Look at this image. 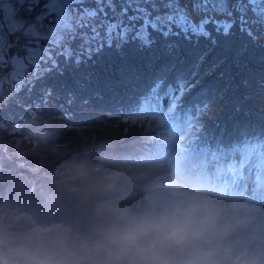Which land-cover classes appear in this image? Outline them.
<instances>
[{
    "label": "rangeland",
    "instance_id": "374dc122",
    "mask_svg": "<svg viewBox=\"0 0 264 264\" xmlns=\"http://www.w3.org/2000/svg\"><path fill=\"white\" fill-rule=\"evenodd\" d=\"M89 3L91 4V0ZM181 3H188L189 7L191 6L190 0H181ZM209 28L211 29V26ZM256 31L259 33L256 40H249L238 28H234L227 36L212 31L211 36L207 38L193 37L187 40L172 37L170 43H175L176 48L171 54L164 39L153 32L155 42L151 47L141 49L138 42L132 41L125 44L123 48L131 54L145 56L152 53V58L156 60L154 69L165 68L156 77L164 75L165 70L169 71L170 66H178L175 71L181 75L173 76L174 79L170 77L168 83L175 84L180 80L179 78L175 80V78L185 74L181 80L183 79L190 85L185 95L192 89H197L196 91L206 89L207 92L195 97H183L186 105H193L192 102H195L194 105H199L202 101H204L203 104H207L208 91H213V104L205 113L212 116L209 118L210 122H206L212 126L218 116L215 105L220 95L218 89L225 85L230 72L235 69L237 74L247 75L246 70H249L253 64L252 59L257 62L255 65H258V48H260L259 51L264 52V30L257 28ZM80 43V40L74 41L73 49H78ZM129 44L133 46L132 49L128 48ZM116 50L119 49L105 47L102 52L93 54L90 59L85 57L79 64L73 60L71 63L73 67L70 66L68 69L82 68L84 71H82L80 80L95 76V73L101 72L96 66L97 58L111 57L110 55ZM240 54L246 57H236ZM209 59L212 60L209 61ZM249 59L251 62H248ZM68 63L61 57L58 71L63 69L68 71L65 69ZM263 66L264 63L259 64V67ZM255 77V79H249L246 84L253 88L255 93L252 96L261 92L259 96L264 99V89L261 88L264 79L257 73ZM153 81L154 79L148 81L147 86L152 85ZM41 83L40 80L36 81L31 91L27 87L22 88L19 93L0 106V124L3 125L0 129V163L4 165V176L9 175L6 179L10 181L14 178V181H17L24 190L32 194L37 192L47 195L55 191L57 186L62 185L65 193L72 196V200L82 201L84 199L91 202L86 199L89 194L83 183L94 182L92 179L96 176L111 171L113 172L111 176L119 175L117 179L123 180L127 189L123 197H115L111 202L105 201L96 205V212L86 218L82 215L81 217L76 216L77 220L83 218L84 222L72 228L65 225L33 226L29 221L32 214L10 210L4 203H1L0 248L7 250L17 247L40 249L57 255L79 258V264H95L94 245L98 238L97 230L102 225L111 222L113 217H110V214L113 208L125 207L130 212H140L161 196L164 184L177 182L191 185L177 178L179 161L188 147L183 137L177 135L171 128L158 124L157 118L152 113H140L139 111L126 113L124 108L111 109V101L117 99L104 100L102 95L96 97L97 93L93 89L84 90L86 85L76 86V91L70 98L66 96L68 99L65 102L60 99L62 91L57 87L43 83L42 86H47V89L38 90V85ZM144 86L145 82L135 81L118 85L117 88H132V93H135ZM83 91L84 105L98 102L99 106L106 109V111H86L94 116L95 124L71 123L66 120L69 117L68 107L71 111L80 112L79 109L74 110L75 106L70 103H74L79 93L82 94ZM237 102L238 105H242L239 99ZM164 106L166 109L167 100L164 101ZM243 110L245 109L241 108L238 111ZM8 113L13 115L5 116ZM248 114L257 118L258 115L264 117V112L260 110ZM248 121L241 125L247 123L253 127L264 125V118L248 119ZM48 132L54 133L56 137L47 134L45 138ZM146 147L149 150L159 149L163 158L157 163L145 165L138 162V160H143V157H138L136 153H125L135 148ZM95 149L96 151L92 152ZM104 152H107V156L105 160H102ZM165 152L168 154L166 159H164ZM241 152L245 154L242 149ZM115 154L124 156L121 161H114L118 164L117 166L109 163L108 159ZM243 157L245 160L242 162L236 158L215 160L209 158L214 162L209 161L203 171L194 176L206 178L208 175L210 181L205 179L208 184L206 188L222 196L227 214L235 215L246 221L236 233V238L239 241L248 242L254 236L264 237V182L261 185L259 183L257 189L254 187L250 190L249 188L254 185L253 176L255 174L260 175L259 182L264 180V168H261L264 164L261 162V166L258 164V156L255 154L251 157L246 155ZM239 172L241 175L237 177ZM227 176L228 179H226ZM200 184L201 182L198 185ZM224 187L227 189L226 193H224Z\"/></svg>",
    "mask_w": 264,
    "mask_h": 264
},
{
    "label": "snow or ice",
    "instance_id": "6c2138e0",
    "mask_svg": "<svg viewBox=\"0 0 264 264\" xmlns=\"http://www.w3.org/2000/svg\"><path fill=\"white\" fill-rule=\"evenodd\" d=\"M190 4L181 0H91V4L89 0H0V106L22 88L31 91L36 81L59 68L61 57L79 64L105 47L120 49L132 41L141 49L151 47L153 32L164 39L171 54L176 48L170 43L172 37L207 38L212 31L227 36L238 28L249 40H256V29L264 30V0H190ZM76 40L81 43L73 49ZM189 86L183 80L169 84L160 75L137 95L135 107L140 113H152L158 124L183 137L192 153L212 160H239L243 148L264 159V125H241L228 136L210 133L203 120L208 106L184 103Z\"/></svg>",
    "mask_w": 264,
    "mask_h": 264
},
{
    "label": "trees",
    "instance_id": "16d2710c",
    "mask_svg": "<svg viewBox=\"0 0 264 264\" xmlns=\"http://www.w3.org/2000/svg\"><path fill=\"white\" fill-rule=\"evenodd\" d=\"M128 48L132 49L133 46L129 44ZM259 50L260 48H258V65H255L257 62L252 59L253 64H251L249 70H246L247 75L237 74L235 69H233L230 72L229 79L225 81V85L219 87L218 94L220 95L217 98V103H215L217 106L216 112L218 115L216 122L210 126L206 122H210L209 118L212 116L207 113L203 117V120H205L204 123L206 125V130L210 133L224 132L225 136H228L230 134L236 133L239 130L241 124L249 122L248 119L257 120L264 118L260 115H258L257 118L256 116L248 114L256 110L264 112V99L262 96H259L261 92H257L255 96H252L255 92L252 87L246 84L249 79L256 78V73L259 77L264 79V66L259 67V64L264 63V52ZM110 56L111 57H98L96 66L99 67L101 72H92L95 73V76L92 75L91 77H86L84 80H80L82 71H84L82 68L74 67L73 70L68 69V67L71 66V61L66 65L65 68L68 71L63 69L59 72L58 69H55L52 72L47 73L46 76L40 80L42 83L38 85V90L47 89V86L44 87L42 84L48 83L46 85L60 89L62 91V96L60 99L67 102L66 100L68 97L70 98L71 95H73V93L76 91V86L83 87L86 85L87 87L84 90L88 88L93 89V91L97 93L96 97L102 95L104 100L117 99L116 101H111V109L119 110L124 108L126 113L136 112L138 111V109L135 107L137 95L152 86H147V82L155 79L156 76L161 73L160 71L164 70L165 68L158 70L154 69L156 60L152 58V53H149L145 56L140 54H131L127 50L125 51V49L122 47L121 49L116 50ZM236 57L243 58L246 56L240 54ZM211 60L212 59H209V61ZM63 62L64 61H62V63ZM248 62H251V60L249 59ZM177 68L178 66H170L169 71L165 70L164 77L167 81H169L168 79L170 77L174 79L173 76L181 75L175 71ZM182 76H185V74ZM182 76L176 77L175 80L177 78L181 80ZM239 79L240 81L242 80V82H240ZM135 81L140 83L145 82L146 87H141L135 93H132V88H117L118 85H125ZM196 90H190L186 95L184 94V98L195 97L200 93L207 92L205 91L206 89H200L199 91ZM208 93L209 95L207 96L206 101L208 103L206 105L209 107L213 104L214 93L213 91H208ZM83 94L84 91L82 94L79 93V97L77 99L75 98L76 101L74 103H70V105L75 106L74 110L79 109L80 112L77 113L75 111H71L68 107L67 112H69V117L66 120L71 123H81L86 125L95 124L96 120L94 116L91 113H86V111H106V109L99 106L98 102L84 105L82 101ZM237 99L240 100L242 105H238ZM194 103L195 102H192L191 104L194 105ZM201 103H204V101ZM236 106H238V110L241 108H244L245 110L238 111L236 110ZM9 115L13 114H5V116ZM13 120L16 119L13 118ZM47 134H51L53 137H56L54 133L48 132L45 134V138H47ZM95 151L96 149L92 152ZM120 151L125 152L124 150ZM129 152L138 154V157L140 158L143 157L144 159L138 160V162L144 163L145 165L157 163L158 160L163 158L161 156L162 152L156 148L154 150L152 148L149 150L148 147L135 148V150L126 151L125 153ZM167 155V152H165L164 159H166ZM106 156L107 152H104L102 155V160H105ZM123 157V155L118 154H115V156H110V158H108L109 163L117 166L118 164H116L114 161H121ZM204 157L205 156L203 155L192 153L187 148V150L183 153L182 159L179 161V165L177 167V178L180 180L190 179L193 181V173L196 171L198 166H202V160L200 158ZM103 163L107 164L105 162ZM112 173L113 172L108 171V173H103L102 175L96 176L94 179H92L94 182L87 184L86 181L83 183V185H86L85 188L88 190L89 194L86 199L90 200L91 202H88L84 199L82 201L72 200V196L65 193V188L62 185L57 186L55 191L48 193L47 195L37 192L32 194L30 191L24 190L17 181H14V178L8 181L6 178H8L9 175L4 176L3 179H0V204L4 203L10 210L32 214L29 221L33 226L65 225L70 228L78 227L84 221L82 220L83 218L77 220L76 216L81 217L82 215L86 218L88 215L96 212V205L105 201L111 202L115 197H123L125 195L127 186L123 180L117 179L119 175L112 177ZM110 185L111 187H109ZM52 193L56 196L54 197ZM110 217H112V213L110 214Z\"/></svg>",
    "mask_w": 264,
    "mask_h": 264
},
{
    "label": "clouds",
    "instance_id": "9594fccd",
    "mask_svg": "<svg viewBox=\"0 0 264 264\" xmlns=\"http://www.w3.org/2000/svg\"><path fill=\"white\" fill-rule=\"evenodd\" d=\"M168 182L143 211L112 209L97 230L95 264H264V237L236 238L246 221L222 196L198 184ZM111 187V185L109 186ZM0 264H79V258L27 247L0 248Z\"/></svg>",
    "mask_w": 264,
    "mask_h": 264
},
{
    "label": "bare ground",
    "instance_id": "6f19581e",
    "mask_svg": "<svg viewBox=\"0 0 264 264\" xmlns=\"http://www.w3.org/2000/svg\"><path fill=\"white\" fill-rule=\"evenodd\" d=\"M241 187V186H240Z\"/></svg>",
    "mask_w": 264,
    "mask_h": 264
}]
</instances>
